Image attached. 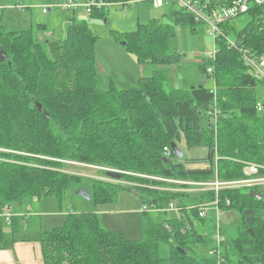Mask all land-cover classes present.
Returning <instances> with one entry per match:
<instances>
[{"label":"trees","instance_id":"obj_1","mask_svg":"<svg viewBox=\"0 0 264 264\" xmlns=\"http://www.w3.org/2000/svg\"><path fill=\"white\" fill-rule=\"evenodd\" d=\"M91 1L105 5H92L89 17L105 18L107 4L130 0ZM260 10L252 7L242 14L249 21L238 31L231 20L221 24L216 58L204 57L199 65L214 86L186 89H167L160 70L129 87L110 83L100 89L98 36L86 20L73 15L61 38L42 44L31 29L7 30L0 11V241L14 219L20 224L11 225L13 231L29 225L36 213L31 207L48 196L62 206L68 189L80 187L98 205L113 203L127 189L141 204L160 209L141 212V238L127 239L122 230L105 228L96 212H71L61 225L39 232L43 264H218L193 248L213 241L215 220L200 217L196 206L213 201L214 193L165 190L183 186L151 176L209 181L216 168L218 178L230 180L243 176L242 162L264 166V101L261 111L256 107V86L262 80L243 58L244 51L264 58ZM172 13L177 23L201 24L182 8ZM110 31L139 63L173 65L179 60L169 49L173 26L158 19L138 22L132 32ZM212 106L220 111L216 122L208 114ZM179 142L208 148L205 158L184 160L203 167L186 168L174 156L171 144ZM80 166L94 168L101 177L68 171ZM253 190L219 194L220 208L238 213L236 225L221 228L220 264H264V194ZM183 196L190 197V204L179 201V214L171 217L165 209Z\"/></svg>","mask_w":264,"mask_h":264},{"label":"rangeland","instance_id":"obj_2","mask_svg":"<svg viewBox=\"0 0 264 264\" xmlns=\"http://www.w3.org/2000/svg\"><path fill=\"white\" fill-rule=\"evenodd\" d=\"M50 1V4L48 3ZM78 6L76 8H68L66 0H0V11L2 13V24L7 30L31 29L36 38L45 44L50 39L60 38L65 28L71 21V17L75 15L78 19L87 21L91 31L98 36L95 44L96 69L98 78V87L107 89L110 83L117 88L132 86L136 83L138 76H151L153 71H164L165 87L186 89L190 86H206L210 87L213 80L202 73L199 65L203 62L207 51L214 48L213 37L206 33L207 25L195 24L191 26L189 23L176 22L172 9H179L177 5L165 4L162 8H155L147 0H140L138 3L126 6H117L109 4L106 8L105 18H90L84 6L85 0H74ZM41 3H45L51 8V12L43 13ZM23 7H17V5ZM158 19L160 22L173 26L175 34L170 38L169 49L179 55V60L173 65H163L152 62L139 63L134 53L129 51L122 45L124 40L117 41L110 34V30L117 32H132L136 30L137 23H147L150 19ZM249 21L247 15L239 16L230 21V25L235 31L240 30ZM40 25H44L42 27ZM38 26L40 28H38ZM195 29V30H193ZM231 38L234 33L231 32ZM152 69H154L152 71ZM256 98L258 101H264V82H258L256 86ZM179 150L183 153L180 161L184 163L186 168L203 167L202 163L187 164L185 159L205 158L208 154L206 146H197L188 148L183 142L177 143ZM175 161V159H172ZM71 173L82 174L88 177H101L94 168L80 166L78 169L71 168ZM79 188L70 187L64 195L62 206H59L56 197L48 196L42 200L40 204H33L32 210L40 212V216L30 217L28 234H34L39 224L42 225V219L49 221L59 220L64 222L66 215L71 212H96L98 213L101 224L107 229L122 230L127 239H139L142 237V213L133 210L129 211V204L122 201V196H129L130 193L135 199L136 207L141 203L139 198L127 189L117 193L116 200L118 212H98V206L90 200L83 199L78 196ZM250 191V190H247ZM264 194V188L260 189ZM202 193V192H201ZM190 204V197L183 196L178 204ZM205 202V201H204ZM202 202V203H204ZM54 203L57 206V214L51 216L50 205ZM201 203V204H202ZM45 204V206H43ZM48 211L50 216H42V211ZM33 211H31L32 213ZM154 212V211H151ZM176 211H171L170 216L176 215ZM213 213H209L211 215ZM5 218V217H3ZM238 219L237 210L224 212L220 215L219 220L224 225L234 226ZM55 222L54 226L61 225ZM8 226L6 225L5 228ZM52 228V226H50ZM207 233V232H206ZM209 236V235H208ZM214 243L211 239L205 242L194 243L193 248L196 254L206 255Z\"/></svg>","mask_w":264,"mask_h":264},{"label":"built area","instance_id":"obj_3","mask_svg":"<svg viewBox=\"0 0 264 264\" xmlns=\"http://www.w3.org/2000/svg\"><path fill=\"white\" fill-rule=\"evenodd\" d=\"M140 0H130L128 3H112L117 6H130L138 3ZM153 7L162 8L165 4L177 5L179 8L184 9L194 15L195 19L201 24L207 25L206 33L213 37L214 48L212 51H208L205 55L208 59H215L218 53V47L215 42L217 35L222 33L221 24L227 20L235 19L236 17L248 12L252 7H259L258 17L261 24V28L264 30V0H147ZM96 4L97 6L105 5L102 2L85 1L84 6L89 13L91 6ZM109 4H107L108 6ZM66 6L68 8H76L78 4L74 0H66ZM17 7H23L17 5ZM49 7L42 6L43 13L49 11ZM230 45H233L232 41H229ZM243 58L246 65L250 66L254 72L255 78L264 81V58L257 57L252 53L246 51L243 52ZM207 72H211V68L207 69ZM256 107L259 111L262 110V104L257 102ZM208 114L212 122H216L220 115V111L215 106H212L208 110ZM170 153V150L167 149ZM217 160V157L215 158ZM264 166L254 162H242L241 178H235L230 180H222L218 178L217 169L215 168L214 178L209 181H186L173 178L151 176L156 180H161L167 183L179 184L183 187H164L162 189L170 191H191L197 193L213 192L214 200L211 202H204L198 207L200 217H207L209 213L215 220V229L212 235L214 246L208 251V255L215 257L218 264L221 263L222 257L220 256L221 246L224 241V237L221 235L222 223L219 220L220 215L224 214V211L219 206V194L223 190L233 189H261L264 188ZM229 204V201H226ZM140 212L146 211H160L156 207H148L145 204H141L139 208ZM168 212L180 210V207L175 203H170L165 209ZM3 216L6 220H9V214L4 212Z\"/></svg>","mask_w":264,"mask_h":264},{"label":"crops","instance_id":"obj_4","mask_svg":"<svg viewBox=\"0 0 264 264\" xmlns=\"http://www.w3.org/2000/svg\"><path fill=\"white\" fill-rule=\"evenodd\" d=\"M48 3L50 4V1H48ZM40 6L49 7L45 3H41ZM49 12H51V8L49 9L47 13ZM62 36L63 35L59 37L61 38ZM153 70L154 69H152V71ZM140 76H145V75L140 74ZM213 86H214V82L212 83L210 87H213ZM188 192H191V191H188ZM194 193H197V192H194ZM121 199L124 203L130 205L129 211L137 210L140 212L139 210L140 206L136 207L137 206L136 202L134 200H131V199H135L131 195V193L129 196L127 195L122 196ZM56 201L58 202V200ZM43 206H45V204H43ZM96 206H98V210H97L98 212H107V213L108 212H118V206L116 202L109 203V204H98ZM50 208L51 209L49 212H51L50 213L51 216H55L57 214L56 204L52 203L50 205ZM47 212L48 211L46 210L42 211V216H50ZM178 214H179V211L173 217L178 216ZM31 215L35 217L36 215L40 216L41 213L38 211L36 213L34 212ZM55 222H58L59 224L62 223V221H59V220L49 221L48 219L43 218L42 225L39 224L35 230V233L30 235L28 234V231L30 228L29 225H24V228L13 231L11 228V225L19 226L20 224V223H17V220L14 219L12 223L7 225L8 227L5 228L3 231V240L0 241V264H43L41 245L38 240L39 232L41 230L50 229L51 228L50 226L54 227Z\"/></svg>","mask_w":264,"mask_h":264},{"label":"water","instance_id":"obj_5","mask_svg":"<svg viewBox=\"0 0 264 264\" xmlns=\"http://www.w3.org/2000/svg\"><path fill=\"white\" fill-rule=\"evenodd\" d=\"M122 45L125 46L126 42H122ZM171 148H172V153L174 154V156L177 159H181L183 156V153L179 150V148L176 146L175 143L171 144ZM253 193H255L254 190H252V194ZM77 194H78V196L82 197L83 199L90 200V193L83 188L78 189ZM256 196L258 198H261V194L256 193ZM178 251L181 253H186V250H184V249H178Z\"/></svg>","mask_w":264,"mask_h":264},{"label":"bare ground","instance_id":"obj_6","mask_svg":"<svg viewBox=\"0 0 264 264\" xmlns=\"http://www.w3.org/2000/svg\"><path fill=\"white\" fill-rule=\"evenodd\" d=\"M96 7V6H95ZM101 9V8H100ZM111 32V31H110ZM226 43V42H225ZM177 177V176H176ZM177 178H179V177H177ZM184 178V177H183Z\"/></svg>","mask_w":264,"mask_h":264}]
</instances>
